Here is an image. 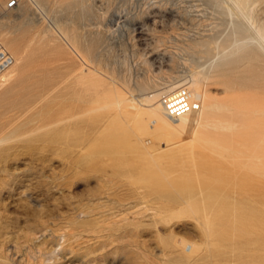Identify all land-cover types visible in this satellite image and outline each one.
Returning a JSON list of instances; mask_svg holds the SVG:
<instances>
[{
  "label": "rangeland",
  "instance_id": "obj_1",
  "mask_svg": "<svg viewBox=\"0 0 264 264\" xmlns=\"http://www.w3.org/2000/svg\"><path fill=\"white\" fill-rule=\"evenodd\" d=\"M253 1L257 3L251 4V10L248 7V13L253 24L263 29L264 0ZM252 27L225 0H19L15 9L0 8V42L15 59L13 75L0 86V264H264V230L257 232L247 219L251 234L245 233L246 228L240 233L235 223L236 209L238 215H244L248 205L255 203L253 198H244L233 183L242 178L243 171L233 157L221 155L215 147L213 151L207 137L218 111L215 117L222 131L236 139L264 133V53L251 40H256ZM87 69L104 77L109 86L115 84L134 94L131 108L129 102L122 106L127 113L120 107V115L117 105H111L114 112H110L122 116L121 122L111 117V106L101 107V100L94 112L69 117L61 113L69 106L82 105L74 92L80 87L75 76ZM192 70L203 80L210 76L204 82L209 105L199 113L203 116L200 121H206L201 128L192 123L162 122L158 125L161 132L158 129L157 133L158 127L152 130L151 137L147 135L151 145L146 143L133 124L136 97ZM55 81L59 83L54 87ZM224 105L231 108L221 112ZM90 117H98L95 120L100 123L91 127ZM99 125L103 133L110 130V134L102 136ZM114 126L121 135L112 131ZM190 140L198 146L209 145L200 146L203 150L195 144L194 150ZM147 146H154L152 152ZM155 147L163 151L158 153ZM172 148L174 155L169 154ZM198 154L205 162L215 160L207 162L211 166L208 164L206 173L215 179L226 177L224 187L205 188L204 194L195 170L202 162L208 165ZM215 158H223L222 166ZM170 162L178 163L179 175L173 171L176 165L170 168L173 173L167 169ZM232 165L237 173L232 172ZM182 173L190 177L181 179ZM157 174L163 176L160 184L147 178ZM180 180L189 192L194 190L193 198ZM199 191H203L202 198ZM185 194L186 202L182 200ZM208 194L215 197L214 204ZM204 195L214 205L210 207L207 201L214 207L206 204L211 216L216 206L217 210L226 205L214 212L219 217L215 231L203 226L199 212H190L203 206ZM233 196L241 202L247 200L243 202L247 206L234 202ZM216 199L222 204H216ZM181 239L195 242L197 251L183 253ZM258 252L262 256L256 257Z\"/></svg>",
  "mask_w": 264,
  "mask_h": 264
},
{
  "label": "bare ground",
  "instance_id": "obj_2",
  "mask_svg": "<svg viewBox=\"0 0 264 264\" xmlns=\"http://www.w3.org/2000/svg\"><path fill=\"white\" fill-rule=\"evenodd\" d=\"M251 1H253V0H225V2L226 3H228V5L233 9V11L235 12V14H237V15H239V17H242V19L243 20H245L246 21V23L247 24H249L250 26H253L252 27V29L254 30V34H255V38H256V40L255 39H251L252 40V42L253 43H256V41H257V45L259 46V48L262 50V52L264 53V31H263V29H264V27H263V29L261 28V26H258V25H256V24H253L254 23V21L253 20H251V16L249 15V13H248V7H250L251 6V4H252V6H255L256 5V3L257 2H255V5H254V1H253V3L251 2ZM216 3V2H215ZM221 5V4H220ZM252 6L250 7V10L252 9ZM249 10V11H250ZM251 12V11H250ZM251 38V37H250ZM245 41V40H244ZM246 41H247V39H246ZM245 41V42H246ZM250 41V40H249ZM241 42V41H240ZM243 42V41H242ZM7 44H9V43H7ZM234 44V43H233ZM247 44H248V42H247ZM3 45V44H2ZM235 45V44H234ZM4 46V45H3ZM5 47V46H4ZM18 48V47H17ZM240 49H242V48H240ZM10 50H12V48L10 49ZM13 52H14V54H15V56H17L18 54H17V52H16V49H13L12 50ZM251 51V50H250ZM9 52V51H8ZM12 52V53H13ZM20 52V51H19ZM10 53V52H9ZM17 54V55H16ZM13 57V56H12ZM17 58H20V56H18ZM13 59H14V57H13ZM84 63H85V61H83ZM89 63V62H88ZM91 63V62H90ZM15 64V59H14V62H13V65ZM11 66L4 74H2L1 76H0V86L3 84V82H4V79L5 80H7V79H10V77L13 75V71H14V67L15 66ZM92 66V65H91ZM220 67V66H219ZM92 69V68H91ZM91 69H87L85 72L84 71H82V73L80 72V74H78L77 76H75L76 78H77V82L79 83L78 85H80V87H79V89H77V91H74V92H76L77 93V97H78V99H80V101L79 102H81L82 103V105H73V106H69V107H67L66 109L64 108V110L63 111H61V113L63 112L64 114H66V113H68V114H66L68 117L69 116H74L75 114H79V113H84V112H89V111H95L98 107H99V104L101 105V107L103 106V107H106V108H108V107H110L111 105H117V107H115V108H118L117 110H119V113H120V115H121V113L123 112V111H121L120 110V107L122 108V106H124V105H126L130 100H131V97L132 96H134V94L132 95V94H129L128 93V91L129 90H127V93L126 92H124L123 90H121V88H118V87H114L115 86V84H113L114 86H109V84H108V81H107V83H106V79H104V77L102 78L97 72H95L94 70H91ZM78 71V70H77ZM76 71V72H77ZM80 71V70H79ZM214 71V70H213ZM76 72H73V73H76ZM73 75H75V74H73ZM73 75H71L70 77H72ZM220 75V74H219ZM212 76V75H211ZM74 77V76H73ZM204 77V80H203V78L201 77V75H199V73L197 72V71H194V70H192V71H190V73H188L186 76H184L183 78L181 77V78H178V79H174V80H171V81H168V82H166L165 84H163V85H158V87L156 88L155 87V89H153V90H150L149 92L148 91H145V93L144 94H142V95H138L136 98H137V100L135 101V105H136V111H137V113L136 112H134V113H136L137 114V117H136V123L135 122H133V120H132V122H133V124H135V126H136V128H137V130H138V132H139V134H141V136L140 137H143V139L142 140H144V137L146 138V143H148V144H150L151 142L150 141H148V139H147V135L149 136L150 135V132L152 131V130H154V129H156L157 127H158V125L159 124H161L162 122H165V121H170V123H174V124H176V125H183V124H185L186 123V125H187V123H192V124H195V125H198V126H200V128H201V125H203L204 124V121H206V119L204 120L203 119V122H201L200 120L202 119V117L203 116H199V113L200 112H202V110L203 109H205L208 105H209V99H208V93H207V91H206V87H204L205 86V84H204V82H205V79H206V81L208 80L207 78L208 77H210V76H208L207 78H206V76H203ZM51 78H53V77H50V79ZM57 78V77H56ZM75 79V78H74ZM249 79V78H248ZM61 80V79H60ZM8 81V80H7ZM50 82H52V79H51V81ZM61 82H62V80H61ZM65 82H66V80H65ZM253 82V81H252ZM55 83H56V81H55ZM57 83H59V81L57 82ZM57 83H56V85H54V87L55 86H57ZM64 83V82H63ZM111 83V82H110ZM123 83V82H122ZM231 83V82H230ZM64 84H66V83H64ZM59 85V84H58ZM63 85V84H62ZM181 85H186L188 88H189V90H190V94H191V99L198 105V107H197V109H193V110H191V111H189V112H187V113H185V114H183V115H181L180 117H178V118H170V117H168L165 113H164V110H163V105H162V101H163V98L168 94V93H170L171 91H173L174 89H176L177 87H179V86H181ZM256 85V84H255ZM59 87H60V85H59ZM77 88V87H76ZM122 88H124V87H122ZM131 93V92H130ZM141 93V92H140ZM101 100V102L98 104V102ZM134 102V101H133ZM129 104V106H130V108H131V105H130V102L128 103ZM113 105V106H114ZM85 107H87V108H85ZM102 107V108H103ZM83 108V109H82ZM111 109L109 110V112L111 111L112 112V110H113V112H114V109H113V107L111 106L110 107ZM124 108H125V106H124ZM124 108H122V109H124ZM127 108V107H126ZM229 108H231V107H227V106H223L221 109H219V110H221V112H223L224 111V109H229ZM72 109H78L79 111H77L76 113L74 112V110H72ZM82 109V110H81ZM100 109V108H99ZM132 109H133V107H132ZM70 110H72L73 111V114H72V112H70ZM98 110V109H97ZM116 110V109H115ZM125 110V109H124ZM127 111V109L125 110V112ZM71 114H70V113ZM106 114H107V111H104ZM110 112V115L113 113H111ZM124 112V113H125ZM127 112H129V111H127ZM126 112V113H127ZM115 113H116V111H115ZM86 114H88V113H86ZM99 114V113H98ZM101 114V113H100ZM105 114V115H106ZM216 114H220L219 113V111L218 112H215V116H216ZM83 115V114H82ZM102 115V114H101ZM103 116V118L104 117H106V119H107V116H108V114H107V116ZM117 115H119L118 113H117ZM119 115V116H120ZM135 115V114H134ZM94 116H96V114H94ZM114 116H116V114H112V118L114 117ZM119 116H116V118L118 117L119 118V120L118 121H120L121 119V117H119ZM210 116V115H209ZM215 116H213V119L210 121V126H209V128L211 127V132L207 135V137H208V139L209 140H211V145L210 146H212V150H213V147H215V149L217 150L216 152H218V153H220L221 155L222 154H224L225 156L226 155H228V158H230V157H233V159H234V161H236V164L238 165L239 164V166L241 167V169H242V171H243V174L240 172L241 170H239V173H241V174H239V175H243L242 176V178H239L238 180H237V182H233V183H237V187H238V189H239V193H241L242 194V196L244 197V198H253V201L255 202V203H252L251 201V205L252 204H254V206H250V205H248V210H247V212H246V214H244L243 215V213L242 214H237L238 212H237V209L236 208H232V209H236V211L234 212V210L232 211V212H234V215L237 217L236 219H238L237 221L238 222H235V223H238L237 224V226L239 227V231H240V233L246 228V226H247V219H249V221H251L252 223H250L251 224V227L252 226H254L256 229H257V232H258V230H264V133H248V134H245L243 137H241L240 139H236V138H234L231 134H226L225 132H223L222 131V128L220 127V121H219V119H217ZM77 117V116H76ZM80 117V116H79ZM91 117H93V116H91ZM90 117V118H91ZM111 117H108V120H110L111 119ZM126 117L128 118V116L126 115ZM126 117H124V119H126L127 120V118ZM130 117V116H129ZM204 117H206V116H204ZM211 117V116H210ZM209 117V118H210ZM96 118H98V117H94V119L93 118H91L89 121H88V125H90L91 127H94V126H96L97 125V123L100 121H97L96 122ZM117 118V119H118ZM187 118H190V119H188L187 120ZM96 119V120H95ZM114 119H115V117H114ZM113 119V120H114ZM117 119H115L114 121H116ZM123 119V118H122ZM68 120V119H67ZM103 120H105V118L103 119ZM208 120H210V119H208ZM122 121V120H121ZM120 121V122H121ZM127 121H129V120H127ZM108 122V121H107ZM110 123L112 122V120L111 121H109ZM108 122V123H109ZM130 122V121H129ZM207 122H209V121H207ZM62 123V122H61ZM100 123V122H99ZM108 123H107V126H108ZM109 123V124H110ZM114 123V122H113ZM113 123H111V124H113ZM118 123V122H117ZM117 123H115V124H117ZM125 123V122H124ZM169 123V122H168ZM59 124V123H58ZM110 124V125H111ZM166 124H167V122H166ZM244 125H246V123H243ZM104 125V124H103ZM119 125V124H118ZM173 125V124H172ZM189 125V124H188ZM209 125V124H208ZM52 126V125H51ZM85 126V125H84ZM100 126V125H99ZM102 126V125H101ZM101 126H100V128H99V130H100V133L102 132L103 133V126H102V128H101ZM105 126V125H104ZM106 126V127H107ZM115 126H117V125H115ZM115 126L113 127L114 129L112 130V131H114L115 130ZM119 126H121L122 127V125H121V123H120V125ZM162 126V125H161ZM164 126V125H163ZM166 126V125H165ZM174 126V125H173ZM193 126V125H192ZM197 126V127H198ZM82 127H83V124H82ZM178 127V126H177ZM243 127V126H242ZM105 128V127H104ZM108 128V127H107ZM110 128V127H109ZM112 128V127H111ZM117 128H118V126H117ZM123 128H125V127H123ZM161 128V127H160ZM163 128L164 127H162L161 128V130H163ZM184 128V127H183ZM203 128H205V127H203ZM207 128V127H206ZM205 128V129H206ZM79 129V128H78ZM83 129V128H82ZM82 129H81V131H82ZM89 129V128H88ZM94 129V128H93ZM119 129V128H118ZM159 129V127L156 129V131ZM166 129H167V127H166ZM175 129V128H174ZM204 129V130H205ZM232 129V128H231ZM75 130V129H74ZM80 130V129H79ZM108 130V129H107ZM120 130V132H123V131H121V129H119ZM165 130V129H164ZM194 130H195V128H194ZM199 130V129H198ZM95 131H96V129H95ZM98 131V130H97ZM96 131V132H97ZM111 131V132H112ZM156 131H155V134H156ZM169 131V130H168ZM167 131V132H168ZM201 131V130H200ZM203 131V130H202ZM208 131V130H207ZM234 131V130H233ZM70 132V131H69ZM105 132H106V130H105ZM101 133L102 134V136L105 134V136H107V135H109L110 134V130H109V132H108V134L107 133ZM115 132L116 133H118L119 134V132H117V130H115ZM154 132V131H153ZM159 132H161L160 131V129H159ZM166 132V130L164 131V133ZM205 132V131H204ZM113 133V132H112ZM111 133V137H113V134ZM124 133V132H123ZM152 133V132H151ZM157 133H158V131H157ZM196 133V132H195ZM201 133V132H200ZM122 134V133H121ZM121 134H119V135H121ZM100 136V135H99ZM123 136H125L124 134H123ZM108 137H110V136H108ZM115 137H117V135L115 136ZM149 137H151V136H149ZM160 137V136H159ZM199 137V136H198ZM206 137V138H207ZM118 138V137H117ZM122 138V137H121ZM201 138V137H200ZM200 138H195L194 137V140H196V139H200ZM205 138V137H204ZM97 139V138H96ZM105 139V137L103 138V140ZM119 139H120V136H119ZM124 139V138H123ZM127 139V138H126ZM158 139V138H157ZM170 139V138H169ZM172 139V138H171ZM102 140V139H101ZM122 139H120V141H121ZM128 140V139H127ZM163 140V139H162ZM204 140V139H203ZM202 139H200V141H203ZM208 140V141H209ZM104 141H106V140H104ZM117 141H118V139H117ZM170 141V140H169ZM102 142V141H101ZM110 142V141H109ZM113 142V141H112ZM115 142H116V140H115ZM150 142V143H149ZM153 142H154V138H153ZM156 142V141H155ZM154 142V143H155ZM173 141L171 140V143H172ZM190 142H192L193 144H194V142L193 141H191L190 140ZM190 142H188L189 144H190ZM210 142V141H209ZM104 143V142H103ZM117 143V142H116ZM159 144H164L165 145V143H160V142H158ZM187 143V144H188ZM109 144L110 143H108L107 145L109 146ZM169 144H170V142H169ZM173 144V143H172ZM185 144V143H184ZM187 144H185V145H187ZM197 146H198V144L197 143H195ZM192 145L193 147H192V149H194V146H195V148H196V145ZM201 144V143H200ZM199 144V145H200ZM151 145V144H150ZM156 145H157V142H156ZM156 145H154V146H156ZM171 145V144H170ZM178 145H180V144H178ZM181 145H183V144H181ZM185 145H183V147L185 146ZM191 145V144H190ZM189 145V146H190ZM202 145H203V143H202ZM202 145H200V146H202ZM205 145H209L208 143L207 144H205ZM205 145H203V146H205ZM106 146V145H105ZM154 146H147L148 147V149H150V151H151V147H154ZM166 146V145H165ZM174 146V145H173ZM177 148H178V146L177 145H175ZM173 147L174 149H176V147ZM188 146V145H187ZM187 146H185V147H187ZM188 146V147H189ZM200 146H198V147H200ZM97 147H99V146H97ZM102 147H103V145H102ZM116 147H118V146H116ZM121 147H123V146H121ZM172 147V146H171ZM170 147V148H171ZM191 147V146H190ZM206 147V146H205ZM104 148H106V147H104ZM156 148V147H155ZM164 148V147H163ZM162 148V149H163ZM173 148L170 150V153L169 154H173L174 155V152L172 151L173 150ZM201 149L202 148H204V147H200ZM207 148V147H206ZM209 148V147H208ZM156 149H158V148H156ZM179 149H182L183 150V148H182V146H181V148H180V146H179ZM191 149V150H192ZM211 149V148H210ZM164 150H167V149H164ZM185 150V149H184ZM187 150V149H186ZM190 150V149H189ZM188 150V151H189ZM194 150H197V149H194ZM203 150H205V148L203 149ZM207 150V149H206ZM160 151H163V150H161L160 149ZM159 151V149L157 150V152L159 153L160 152ZM168 151H169V149H168ZM177 150H175V154H176V158L177 159H179L178 158V153L176 152ZM199 151H201V150H198V151H192V152H190L191 154L192 153H196V155H197V152H199ZM214 151V150H213ZM152 152V151H151ZM157 152H155V153H157ZM166 152V151H165ZM172 152V153H171ZM183 152V151H182ZM203 152V151H202ZM201 152V153H202ZM207 152H209V151H207ZM168 153V152H167ZM180 153V152H179ZM194 153V154H195ZM154 154V153H153ZM161 154V153H160ZM163 154V153H162ZM182 154H185L183 157H185L186 155L188 156V154H186V153H182ZM207 154V153H206ZM209 155L208 156H210V153H208ZM211 154H215V153H211ZM219 154V155H220ZM172 155V156H173ZM203 155V154H202ZM212 155V156H213ZM161 156V155H160ZM167 156H169L170 157V155H167ZM198 156H199V154H198ZM169 157H167V158H169ZM182 157V156H181ZM182 157V158H183ZM189 157V156H188ZM204 157V156H203ZM214 157H216V154H215V156ZM173 158V157H172ZM195 158V157H194ZM199 158H200V160H201V157L199 156ZM208 158V157H207ZM217 158H218V156H217ZM153 159V158H152ZM166 159V158H165ZM185 160H186V158H184ZM203 160L204 159H206V158H202ZM210 159H211V157H210ZM216 159V158H215ZM219 159V158H218ZM160 160V159H159ZM169 160H170V158H169ZM174 161H175V159H173ZM203 160H201V162L203 161ZM217 160V159H216ZM222 160H223V158H222ZM221 159L220 160H217L218 162H219V164L221 163L220 161H222ZM162 161H164V159L162 160ZM184 161V160H183ZM209 161H211V160H209ZM209 161H207V162H209ZM213 161V160H212ZM212 161H211V164H213L212 163ZM215 161V160H214ZM213 161V162H214ZM229 161H230V159H229ZM233 161V163H235ZM153 162H154V159H153ZM155 162H159L160 163V161H155ZM154 162V163H155ZM180 161H178V163H179ZM204 162H205V160H204ZM207 162H205V163H207ZM149 163V162H148ZM164 163H167L166 161L164 162ZM168 163H169V161H168ZM167 163V164H168ZM175 163H176V161H175ZM178 163H177V165H178ZM181 163V162H180ZM199 161H198V165H199ZM203 163V162H202ZM201 163V165H199L198 167H197V169L195 170V172H197V173H195V174H198L199 173V176H201V177H198V178H196V181H197V183H199L200 184V186L202 187V189L204 190L205 188H210L211 186H214L215 187V189L217 188V189H220V188H222V187H224L225 185H226V183H228V182H226V177H225V180H222V177L220 178V179H215L214 178V176H210V175H208L207 173H206V171L207 170H210V168H209V165L208 164H210V163H207V165H208V167H206V165L204 164V166H203V164ZM156 164H158V163H156ZM155 164V165H156ZM163 164V163H162ZM196 164V163H195ZM211 164H210V166H211ZM222 164H224L223 162H222ZM176 165V164H175ZM175 165L174 164H172L171 165V162H170V166H168L167 165V169H168V167H169V169L170 168H172V166H174L175 167ZM177 165H176V169L175 170H173V171H175L176 172V170L178 171V173H176V175L178 174H180V172H179V169H177L178 167H177ZM221 165V164H220ZM153 166V165H152ZM156 166H158V165H156ZM160 166V165H159ZM179 166H180V164H179ZM222 166V165H221ZM224 166V165H223ZM233 166V165H232ZM181 167H182V165H181ZM193 167H195V165H193ZM216 167H217V164H216ZM218 168L220 169V167L218 166ZM222 168V167H221ZM228 168V167H227ZM230 168V167H229ZM233 168H235V169H232L231 171L232 172H234V170L236 171L237 169H236V167H235V165L233 166ZM238 168V167H237ZM167 169H165V171L167 170ZM172 169H174V168H172ZM172 169H170L169 171H171V173H173V171H172ZM218 169V170H219ZM180 170H182V168L180 169ZM188 171H189V169H187ZM164 171V172H165ZM214 171V170H213ZM216 171V170H215ZM214 171V172H215ZM222 171H223V169H222ZM175 172H174V174H175ZM211 172H212V170H211ZM214 172H213V174H214ZM238 172V170L236 171V173ZM167 173V172H166ZM184 173V172H183ZM183 173H182V177H181V179H186L187 177L186 176H189L187 173H189V172H187L186 173V176H184L183 175ZM191 173V172H190ZM206 173V174H205ZM221 173V172H220ZM165 173H163V175H164ZM201 174V175H200ZM216 174H218V172H216ZM222 174V173H221ZM238 175V176H239ZM217 176V175H216ZM226 176V175H225ZM177 177V176H176ZM190 177V176H189ZM193 177V176H192ZM191 177V178H192ZM230 176H228V178H229ZM147 178H149V180L151 181V182H153V181H155V182H159L160 180H162V178H163V176L162 177H160V176H158V174L157 175H152V176H148ZM146 178V180L147 181H149L148 179ZM164 178H165V176H164ZM223 179H224V175H223ZM139 180H141V178H139L138 179V181ZM143 180V179H142ZM171 181H173V180H170L169 182V184H171V185H174L173 184V182H171ZM177 181H178V183H179V180L177 179ZM181 182H182V180H180ZM188 181H189V178H188ZM192 181H193V179H192ZM231 181H233L232 179H231ZM140 182V181H139ZM167 183H168V181H166ZM190 182V181H189ZM141 183V182H140ZM161 182H159V184H160ZM185 183H186V180H185ZM192 182H190V184H191ZM196 183V184H197ZM231 183V182H230ZM230 183L229 184H227V186L226 187H228L229 185H230ZM182 184L184 185V183L182 182L181 183V186H182ZM193 184V183H192ZM178 185V184H177ZM176 185V186H177ZM188 185V184H187ZM195 185V184H194ZM235 185V184H234ZM170 186V185H169ZM185 186V187H184ZM184 186H182V188H183V190L184 191H187L188 189L186 188L187 186H186V184L184 185ZM196 186V185H195ZM198 187H199V185H197ZM178 187V186H177ZM197 187V188H198ZM225 187V188H226ZM173 188V187H172ZM181 188V187H180ZM190 188V187H189ZM173 189H175V190H178L175 186H174V188ZM192 189H194V188H192ZM211 190H213V188L211 187L210 188ZM229 189V188H228ZM227 189V190H228ZM234 188H232V190H233ZM164 190V189H163ZM196 190V189H195ZM207 190V189H206ZM223 190V189H222ZM230 190H231V188H230ZM229 190V191H230ZM236 190V189H235ZM235 190H234V192H235ZM165 191L167 192V190L165 189ZM165 191H163L164 193H166ZM180 191H182V190H180ZM184 191H183V193L182 194H184ZM194 191V190H193ZM192 190H191V192H193ZM209 191V190H208ZM161 192H162V189H161ZM170 192V191H169ZM168 192V193H169ZM176 192V191H175ZM179 192V191H178ZM187 192H189V190L187 191ZM187 192H185V193H187ZM191 192H189V194H191L190 196H192V198H193V195H192V193ZM197 192V191H196ZM196 192H194L193 194H197ZM200 192V191H199ZM198 192V193H199ZM211 192V191H210ZM219 191H217V193H218ZM221 192V191H220ZM219 192V193H220ZM180 194H181V192H179ZM207 193H209V192H207ZM229 193V192H228ZM228 193H227V195H228ZM188 194V193H187ZM188 194V195H189ZM202 194V195H201ZM204 194H206V192H205V190H204ZM212 195H214L215 196V193H211ZM224 194V193H223ZM222 193H221V196L223 197L224 195H223ZM235 194H237V193H235ZM241 194H240V196H241ZM163 195V194H162ZM165 195V194H164ZM169 195H171V192L168 194V196ZM186 195V194H185ZM184 195V196H185ZM188 195H186L185 196V198H186V200H185V198L183 199L182 198V200H184L185 202L187 201V199L189 200V198H187L188 197ZM200 197L202 198V196H203V191H201L200 192ZM212 195H211V197H209L210 195L208 194V195H206V196H208L209 198H212V200H211V202L214 204L215 202H213V199H214V201H215V197H212ZM217 195V194H216ZM167 195H165L164 197H166ZM189 196V197H190ZM195 196H197V195H195ZM194 196V197H195ZM219 196V195H218ZM231 196V195H230ZM238 196V195H237ZM241 196V197H242ZM170 197V196H169ZM242 197V198H243ZM159 198V197H158ZM166 198H168V197H166ZM192 198H190L191 199V201H192ZM200 198V199H201ZM219 198V197H218ZM234 198V196L232 197V199ZM170 199H172V200H174L175 198H171L170 197ZM203 199H204V201H205V195H204V197H203ZM206 199H207V197H206ZM163 200V199H162ZM218 200H221V199H218ZM222 200H224V199H222ZM234 200V202H235V200H236V202H238L240 199H233ZM243 202H244V200L243 199H241ZM246 200V199H245ZM167 201V200H166ZM176 201V200H175ZM180 201V200H179ZM207 201H209V204L211 205V202H210V199H207ZM207 201H205V203H203V202H200V203H202V205L203 206H199L200 204H199V202H198V206L195 208L194 206H190L189 208H191V207H194L196 210H193V211H190L191 213L193 212L194 213V211H195V213H197V212H199V214H197V216L198 215H201L202 216V219H203V223L202 224H204L203 226H205L207 229H208V231L210 230V231H213L214 229H216V225L217 224H215V222L216 221H218L219 220V217L218 216H216V215H214L215 213V210H216V207H215V209L213 210V216H211L212 215V213H210V212H208L207 210H209V209H207V206L209 207L210 205L207 203ZM228 201V200H227ZM230 201V200H229ZM247 201V200H246ZM246 201L244 202V203H246ZM249 201V200H248ZM261 201V203H260V206L259 205H257V203L258 202H260ZM168 202H171V201H169V199H168ZM183 202V201H182ZM190 201H188V203H189ZM223 202V201H222ZM231 202V201H230ZM229 202V203H230ZM243 202H241V201H239L238 203H239V205L241 206V204L240 203H242V205L244 204ZM173 203L174 204H176L174 201H173ZM224 203H227V202H224ZM223 203V204H224ZM181 204V203H180ZM187 204V203H186ZM190 204H192V202H190ZM194 204H195V202H194ZM206 204H208L207 206H206ZM216 204H218V202H217V199H216ZM219 204H222L221 202L219 203ZM218 204V205H219ZM228 204V203H227ZM237 204V203H236ZM235 204V205H236ZM248 204H249V202H248ZM177 205H179V204H177ZM182 205V204H181ZM183 205H185V204H183ZM246 206H247V204H245ZM245 205H243V206H245ZM195 206H196V204H195ZM212 206H214V205H211L210 207H212ZM221 206V205H220ZM224 206L226 207V205L224 204ZM224 206H221L222 208L224 207ZM228 206V205H227ZM239 206V207H240ZM242 206V207H243ZM209 207V208H210ZM220 207V208H221ZM225 207H224V209H225ZM235 207H237V205L235 206ZM193 208V209H194ZM214 208V207H213ZM213 208H210V209H213ZM220 208H217V210H220ZM185 209V208H184ZM183 209V210H184ZM223 209V210H224ZM192 210V209H191ZM216 210V211H217ZM227 210V209H226ZM226 210H224V211H226ZM241 210V209H240ZM240 210H238V211H240ZM211 211V210H210ZM202 212V213H201ZM212 212V211H211ZM221 212H223V211H221ZM229 212V211H228ZM237 212V213H236ZM240 212H242V211H240ZM194 213V214H195ZM211 215H210V214ZM224 213V212H223ZM222 213V214H223ZM226 214H228L227 213V211L225 212ZM224 213V214H225ZM223 214V215H224ZM238 216H237V215ZM209 215V216H208ZM218 215H220V214H218ZM165 217V216H164ZM164 217H163V220H164ZM168 217V216H167ZM192 217H193V215H192ZM166 218V217H165ZM171 218V217H170ZM170 218H168V219H170ZM196 218V217H195ZM198 218V217H197ZM196 218V219H197ZM201 218V217H200ZM218 219V220H217ZM235 219V220H236ZM166 221V220H165ZM200 221H201V219H200ZM219 222V221H218ZM169 223V222H168ZM235 223H233V224H235ZM214 224H215V226H214ZM213 226H214V228H213ZM233 226V225H232ZM235 226V225H234ZM234 226H233V229H234ZM213 229V230H212ZM246 229H248V227L246 228ZM253 229V228H252ZM251 229V230H252ZM249 231H246L245 233H249L250 232V229H248ZM207 231V230H206ZM215 231V230H214ZM245 231V230H244ZM253 231V230H252ZM255 232V231H254ZM254 232H252V233H254ZM212 233V232H211ZM236 233V232H235ZM247 233V234H248ZM243 234V233H242ZM241 234V235H242ZM249 234H251V232L249 233ZM246 235V234H245ZM243 236H244V234H243ZM262 238V237H261ZM182 239H184V238H182ZM181 239V241L180 240H178V241H180L179 243H180V245L182 246V248H184V252L183 253H185L186 251H188V252H186V253H188L189 255L190 254H194V252L195 251H197V245L195 244V242L194 243H187V241H185V240H182ZM262 239H264V237L262 238ZM175 241L176 240H174V242H173V240H172V244L174 245V246H176V244H175ZM177 241V242H178ZM264 241V240H263ZM251 242V241H250ZM179 243H177V244H179ZM247 243V242H246ZM256 244V243H255ZM263 244V243H262ZM261 244V245H262ZM259 246H260V244H259ZM187 247H189L188 248V250H187ZM199 247V246H198ZM258 248H260V247H258ZM256 249H257V247H256ZM250 250V249H249ZM262 252H264V250L262 251ZM185 253V254H186ZM248 253H251V252H248ZM259 253V252H258ZM188 254H187V257H189L188 256ZM253 254V253H252ZM251 254V255H252ZM254 254H256V253H254ZM261 254L259 253V255H257L256 257H258V256H260ZM262 255H264L263 253H262ZM261 255V256H262ZM182 257V256H181ZM185 258V257H184ZM263 259H261V261H262ZM264 261V260H263ZM180 262V261H179ZM257 261H255V262H253V263H256ZM175 263H177V262H175ZM259 264V263H258Z\"/></svg>",
  "mask_w": 264,
  "mask_h": 264
},
{
  "label": "built area",
  "instance_id": "obj_3",
  "mask_svg": "<svg viewBox=\"0 0 264 264\" xmlns=\"http://www.w3.org/2000/svg\"><path fill=\"white\" fill-rule=\"evenodd\" d=\"M19 0L0 1V8L4 10L15 9ZM14 59L8 50L0 42V76L12 65ZM164 113L170 118H178L181 115L197 109L198 105L191 99L190 90L186 85H181L168 93L162 101Z\"/></svg>",
  "mask_w": 264,
  "mask_h": 264
}]
</instances>
